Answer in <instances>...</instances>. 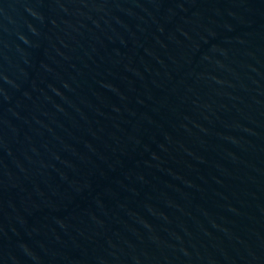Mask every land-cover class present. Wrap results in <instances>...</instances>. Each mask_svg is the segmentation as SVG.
<instances>
[{"label": "water", "instance_id": "1", "mask_svg": "<svg viewBox=\"0 0 264 264\" xmlns=\"http://www.w3.org/2000/svg\"><path fill=\"white\" fill-rule=\"evenodd\" d=\"M0 264H264V0H0Z\"/></svg>", "mask_w": 264, "mask_h": 264}]
</instances>
